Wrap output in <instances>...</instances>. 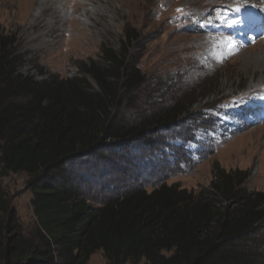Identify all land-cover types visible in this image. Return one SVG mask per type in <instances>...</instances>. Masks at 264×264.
I'll list each match as a JSON object with an SVG mask.
<instances>
[{"label": "trees", "instance_id": "trees-1", "mask_svg": "<svg viewBox=\"0 0 264 264\" xmlns=\"http://www.w3.org/2000/svg\"><path fill=\"white\" fill-rule=\"evenodd\" d=\"M141 38L125 27L118 49L102 43L75 75L39 68L37 79L21 73L16 36L0 34V175H27L35 216L22 229L0 186V264H89L97 251L108 264H264V192L246 187L247 170L214 165L198 191L133 181L99 199L76 183L74 163L129 142L151 148L194 104L184 96L157 103L150 118L123 113L148 82L134 52Z\"/></svg>", "mask_w": 264, "mask_h": 264}, {"label": "rangeland", "instance_id": "rangeland-1", "mask_svg": "<svg viewBox=\"0 0 264 264\" xmlns=\"http://www.w3.org/2000/svg\"><path fill=\"white\" fill-rule=\"evenodd\" d=\"M246 11L257 13L264 29V0H0V34L16 36L25 57L21 73L40 79L41 68L62 78L97 59L102 43L118 49L125 27H134L143 38V50L134 52L143 51L139 67L148 82L135 112L124 105L123 113L150 118L157 103L184 96L194 102L158 132L153 147L129 142L107 150V158L74 163L76 183L90 196L101 198L102 188L124 191L133 181L147 190L164 182L198 191L214 165L247 170L246 187L264 192V33L240 27ZM233 20L239 23L230 26ZM194 24L201 32L192 31ZM27 180L22 172L0 175L29 232L35 216ZM88 263L108 264L103 251Z\"/></svg>", "mask_w": 264, "mask_h": 264}, {"label": "snow or ice", "instance_id": "snow-or-ice-1", "mask_svg": "<svg viewBox=\"0 0 264 264\" xmlns=\"http://www.w3.org/2000/svg\"><path fill=\"white\" fill-rule=\"evenodd\" d=\"M178 11H182V9H178ZM236 11H239V8H237ZM238 23H239L238 20H233V21H231L230 26H233V25L238 24Z\"/></svg>", "mask_w": 264, "mask_h": 264}, {"label": "bare ground", "instance_id": "bare-ground-1", "mask_svg": "<svg viewBox=\"0 0 264 264\" xmlns=\"http://www.w3.org/2000/svg\"><path fill=\"white\" fill-rule=\"evenodd\" d=\"M230 21V20H229ZM264 65V64H263Z\"/></svg>", "mask_w": 264, "mask_h": 264}]
</instances>
